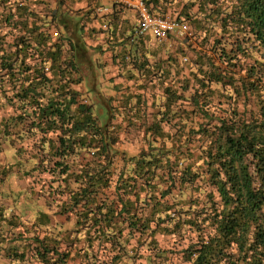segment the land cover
Listing matches in <instances>:
<instances>
[{"label": "trees", "instance_id": "16d2710c", "mask_svg": "<svg viewBox=\"0 0 264 264\" xmlns=\"http://www.w3.org/2000/svg\"><path fill=\"white\" fill-rule=\"evenodd\" d=\"M147 1L189 26L179 52L191 58L140 61L125 49L113 60L123 79L95 110L58 29L66 0H0L11 108L0 148L24 125L32 150L16 147L17 164L56 207L27 226L4 215L0 193V264H264V0ZM154 87L163 101L147 115ZM138 122L130 154L122 134Z\"/></svg>", "mask_w": 264, "mask_h": 264}, {"label": "rangeland", "instance_id": "374dc122", "mask_svg": "<svg viewBox=\"0 0 264 264\" xmlns=\"http://www.w3.org/2000/svg\"><path fill=\"white\" fill-rule=\"evenodd\" d=\"M167 8L168 9L166 13L172 15V12H174L173 7L167 5ZM57 31L54 30L53 33L57 35ZM180 37L181 36L176 37V35H173L171 38H168V40L159 42L158 45L161 46V56H166L167 52L175 56H181L179 48H183V44L179 42L182 39ZM92 41L95 40L92 39ZM100 52L102 51L98 50V44H96L89 46V49H81L80 51L76 52V55L74 58H72V61L74 62L72 67L75 71V80L77 81L76 83L81 86L82 93L84 95L87 93L86 90L89 91L91 89L90 92L92 93L89 94L88 101L89 104H92L93 109L95 110L98 109L100 105L102 107L103 104L109 107L107 98L112 96L111 94L114 95L117 89V87L113 86V84L119 82V78L122 77L121 75L118 76L119 73L116 70H113L111 67L105 68V64H102V61L99 58ZM191 54L192 53L190 51L187 52V59L191 58ZM156 82L159 83L158 80ZM95 84L99 85L92 86ZM119 92H122V89H120ZM118 96L119 94H116L115 101ZM150 96V106L147 115L149 112L156 111L158 106L163 101L160 88L154 87V90H152ZM9 113H11V108L7 105L6 99L0 95V117L6 116ZM145 118L149 120L151 119V116H146ZM101 120L104 121V118ZM113 121L119 122L121 121V117L117 114L113 115ZM143 122H138V125H141L139 130L130 128L126 133L127 137L125 134H122V137H124L125 140L123 148H126L130 154L137 151L136 147L139 145H137V141L134 139L136 133L140 134L142 131L144 124L141 123ZM125 124L126 122H124L122 126L124 127ZM16 131L17 132L15 134H12L15 135L14 138L12 137V141L10 142L8 141L9 139H7L4 143H2L0 148V169L3 168V172L7 170L6 174L3 175V182L0 184V193L3 194V201L1 202L3 203V211L5 216H9L10 214L14 215L15 217L18 216L24 224L29 225L32 223L38 210L44 211L49 208L48 204L51 202V200L46 193L39 191L40 186H34L32 187L33 189L29 187L30 183L28 177L24 174V172H22L21 169V165H23V163L17 164V158L15 155L16 147L21 146L23 148H27L26 151H31L32 149L29 147L33 141L30 136L31 134L26 131L24 125L17 126ZM39 156H44V153H41ZM38 159L39 161L41 160V158ZM30 166V164H26L25 167L29 168ZM55 208L56 207L54 204L50 206L52 211L56 210ZM54 218L59 224L62 225L63 230L73 226L71 220L67 221L66 215L55 214ZM11 232H16V230L12 229L10 232H8V238L13 236L10 234Z\"/></svg>", "mask_w": 264, "mask_h": 264}, {"label": "crops", "instance_id": "0c3cea01", "mask_svg": "<svg viewBox=\"0 0 264 264\" xmlns=\"http://www.w3.org/2000/svg\"><path fill=\"white\" fill-rule=\"evenodd\" d=\"M62 7L66 27L58 29L65 35H70L67 42L74 45L72 53L76 54L81 49H89V46L98 44V50L102 51L99 53V58L102 64H105V68L111 67L121 72L122 68L119 69L113 60L116 59L114 55L117 56L125 49H128L140 61L146 58L154 61L161 58L162 53L154 51L155 48H160L159 42L148 36H136L134 34L137 23L136 15L115 3L114 0H66ZM46 65L48 66H45V70L49 67V63L47 62ZM153 66L155 64L151 65ZM127 68L137 74L130 64ZM122 79V77L119 78L120 81ZM127 84L132 85L130 82Z\"/></svg>", "mask_w": 264, "mask_h": 264}, {"label": "built area", "instance_id": "2783aa9c", "mask_svg": "<svg viewBox=\"0 0 264 264\" xmlns=\"http://www.w3.org/2000/svg\"><path fill=\"white\" fill-rule=\"evenodd\" d=\"M114 2L134 12L137 18L134 34L138 37L148 36L154 41L161 42L168 40L171 33L178 36H190L191 34L189 26L184 22H179L171 14L152 12L147 0H114ZM129 58L128 55L125 56L126 61ZM186 60L187 57L181 56L182 62Z\"/></svg>", "mask_w": 264, "mask_h": 264}, {"label": "clouds", "instance_id": "9594fccd", "mask_svg": "<svg viewBox=\"0 0 264 264\" xmlns=\"http://www.w3.org/2000/svg\"><path fill=\"white\" fill-rule=\"evenodd\" d=\"M181 57V56H180Z\"/></svg>", "mask_w": 264, "mask_h": 264}]
</instances>
